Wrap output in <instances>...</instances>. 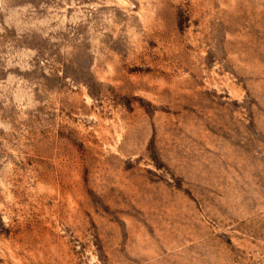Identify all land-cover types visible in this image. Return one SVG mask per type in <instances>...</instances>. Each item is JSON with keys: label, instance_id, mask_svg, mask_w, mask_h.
<instances>
[{"label": "rangeland", "instance_id": "obj_1", "mask_svg": "<svg viewBox=\"0 0 264 264\" xmlns=\"http://www.w3.org/2000/svg\"><path fill=\"white\" fill-rule=\"evenodd\" d=\"M0 264H264V0H0Z\"/></svg>", "mask_w": 264, "mask_h": 264}]
</instances>
